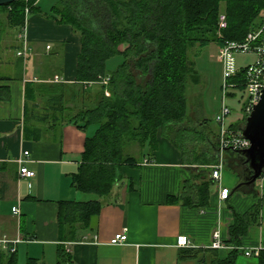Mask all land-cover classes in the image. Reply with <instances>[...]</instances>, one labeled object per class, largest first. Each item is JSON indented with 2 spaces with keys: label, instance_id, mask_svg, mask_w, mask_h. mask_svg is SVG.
Listing matches in <instances>:
<instances>
[{
  "label": "trees",
  "instance_id": "trees-1",
  "mask_svg": "<svg viewBox=\"0 0 264 264\" xmlns=\"http://www.w3.org/2000/svg\"><path fill=\"white\" fill-rule=\"evenodd\" d=\"M37 1L17 0L0 9L7 12L12 26L21 28L26 7H30V12L36 11ZM222 11L227 14L226 29L219 27ZM51 12L81 36L76 81L89 105L80 110L67 107L62 100L64 90L55 85L40 106L35 85L28 82L25 137L41 138V128L33 120L52 125L73 123L86 132L95 127L94 134L87 135L73 184L97 198L60 202V240H76L78 225L90 226L103 206L100 198L109 197L124 178L123 166L141 161L128 151L132 144L138 145L143 156L144 149H148L147 155L151 156L160 139L165 138L181 152L183 164L202 167L183 179L177 200L187 206H207L215 184L212 166L219 162V134L207 119L200 130L187 124V88L190 82L200 81L189 50L212 42L220 45L225 39L244 41L261 23L264 0H59ZM116 55H121L123 61L108 73L107 62ZM106 77L109 82L104 84ZM40 85L44 88L45 84ZM45 93L39 90L40 95ZM245 121L230 127L242 128ZM196 141H205L207 146L201 151L190 150L189 144ZM238 151L226 150L224 164L240 177L249 166ZM242 191L257 194L255 186ZM263 203L264 196L247 212H235L227 241L231 249L226 254L221 255L216 248H189V255L204 264H238L240 237L258 221ZM258 258L259 264H264V249ZM6 264H18L17 251L10 254ZM26 264L46 263L29 257ZM55 264H74L71 252L63 244L58 245Z\"/></svg>",
  "mask_w": 264,
  "mask_h": 264
},
{
  "label": "crops",
  "instance_id": "crops-1",
  "mask_svg": "<svg viewBox=\"0 0 264 264\" xmlns=\"http://www.w3.org/2000/svg\"><path fill=\"white\" fill-rule=\"evenodd\" d=\"M58 2L37 1V10L28 14L23 39L19 37L21 28L12 26L7 12L0 9V236L23 239L17 244L18 264L21 259L26 264L29 257L47 264L48 256L56 263L60 244L71 252L74 264H204L191 257L188 249L211 248L217 230L227 244L235 212H247L264 196V175L260 185H255L257 194L231 190L230 198L223 201L214 184L207 206H187L177 200L181 184L199 167L183 164L181 152L165 138L151 156L145 148L146 155L143 151L136 155L141 158L137 165L123 166L124 178L109 197L100 198L103 206L90 226L78 225L76 240H60V202L94 199H78L81 191L73 184L91 127L86 132L73 123L52 125L33 120L41 128V138L24 134L28 82L35 85L40 106L55 85L64 90L62 100L67 107L82 100L75 94L81 87L76 81L81 36L51 15ZM25 46L26 56H19L18 51ZM57 75L62 81H54ZM40 84H45L44 88ZM25 151H29L28 156ZM25 157L34 177L20 175L18 160ZM222 183L227 186L223 178ZM13 207L20 212L15 213ZM120 232L127 233V240L112 244ZM179 235L188 236L191 247L178 246ZM240 241L244 255L246 249H264V203L258 221ZM230 249L219 251L224 255ZM4 253L0 264H6L11 254ZM238 264H259V258L248 256Z\"/></svg>",
  "mask_w": 264,
  "mask_h": 264
},
{
  "label": "built area",
  "instance_id": "built-area-1",
  "mask_svg": "<svg viewBox=\"0 0 264 264\" xmlns=\"http://www.w3.org/2000/svg\"><path fill=\"white\" fill-rule=\"evenodd\" d=\"M26 17L25 23L21 27L20 39H23V33L27 26V18L30 13V7L25 9ZM219 27L220 29H226L228 27L227 14L222 11L219 15ZM28 48L25 46L22 50L18 51L19 56H26ZM219 61L223 65V82L221 85L222 91V104L220 111L215 116V121L218 124V144L219 152L221 155L226 150H242L251 146V141L243 136L242 128H233L227 126V117L231 114L232 109L226 104V98L228 97L229 88H240L244 84V89L248 90L249 98L245 105L246 117L252 112L254 106L259 102L262 91L264 88V14L261 19V23L258 27L251 30L244 41H233L225 39L222 44L219 45L218 52ZM237 54H252L255 56L254 62L248 65L238 64ZM232 79H240L242 81H231ZM55 82L62 81L57 75L54 78ZM104 84L109 82V77L104 78L102 81ZM26 156L29 155V151H25ZM29 159L27 157L20 158L18 160L20 164V175L22 177L31 178L35 176V172L31 170L26 162ZM225 167L224 161L212 166V178L214 179L216 190L221 200H228L231 195V189L224 186L222 183L223 169ZM15 213H19V208L13 207ZM127 233L120 232L115 234L112 238V244H122L127 240ZM213 242L211 248L221 249L229 247L221 238L220 232L217 230L214 232ZM23 241L21 238L9 239L7 237L0 236V251L14 253L17 251V244ZM177 245L180 247H191L192 241L186 235H179L177 237ZM263 249H246L244 251L247 256L258 257Z\"/></svg>",
  "mask_w": 264,
  "mask_h": 264
},
{
  "label": "rangeland",
  "instance_id": "rangeland-1",
  "mask_svg": "<svg viewBox=\"0 0 264 264\" xmlns=\"http://www.w3.org/2000/svg\"><path fill=\"white\" fill-rule=\"evenodd\" d=\"M51 1V0H48ZM57 1V0H56ZM45 47V44H44ZM189 58L195 62L196 69L200 75L199 83L190 82L187 88V96H188V113L189 116L187 118V124L196 128L202 129L201 125L205 121V119L209 120L210 127L214 131H218V124L215 121L216 114L220 111L222 104V91L220 89L222 79V64L218 59V44L216 42H212L205 47L194 46L189 50ZM238 64L240 65H248L255 60V56L252 54H237L236 55ZM123 61V57L121 55H116L110 58L107 62V72L114 70L118 64ZM96 87V86H95ZM93 87V89H95ZM80 94L81 101L80 103H76L72 106V108L76 110H80L89 105L84 100V93L82 90L77 91ZM249 98L248 90H244L243 88H229L228 89V97L226 98V104L229 105L232 109L231 114L227 117L226 124L227 126H231L232 124L242 123L244 119H246L245 114V105ZM91 133L94 134L95 127L90 128ZM207 130V129H206ZM207 133L210 134L211 138H214L212 133L207 130ZM207 143L205 141H196L193 142L192 145L189 144V149L194 151H201L202 148H205ZM138 145L132 144L128 148V151L133 153L134 155L139 156L141 150H137ZM219 162L221 160L224 161V155H221L218 150ZM218 162V163H219ZM199 169L202 168L198 166ZM205 167H208L206 165ZM223 182L227 185L231 190L238 183L239 177L233 172L231 169L224 167L223 169ZM262 182V177L258 179L257 186ZM81 198L78 199H87L88 197L96 198L93 194H88L84 192H80ZM248 256H245L243 253L239 255L238 262H242L243 259H247ZM255 258V257H251ZM47 264H54V258L48 256L46 260ZM19 264H25V261L20 260Z\"/></svg>",
  "mask_w": 264,
  "mask_h": 264
},
{
  "label": "water",
  "instance_id": "water-1",
  "mask_svg": "<svg viewBox=\"0 0 264 264\" xmlns=\"http://www.w3.org/2000/svg\"><path fill=\"white\" fill-rule=\"evenodd\" d=\"M14 1L17 0H0V6ZM242 133L251 141V146L238 152L246 158L249 168L239 177L233 192L255 186L258 179L264 175V88L259 102L246 117Z\"/></svg>",
  "mask_w": 264,
  "mask_h": 264
}]
</instances>
